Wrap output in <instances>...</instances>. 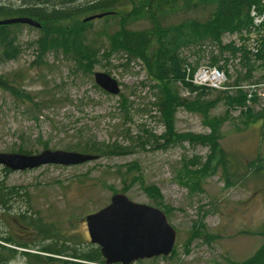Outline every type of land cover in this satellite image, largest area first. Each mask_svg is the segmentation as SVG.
<instances>
[{
	"label": "rangeland",
	"instance_id": "rangeland-1",
	"mask_svg": "<svg viewBox=\"0 0 264 264\" xmlns=\"http://www.w3.org/2000/svg\"><path fill=\"white\" fill-rule=\"evenodd\" d=\"M132 8L128 1L118 14L86 22L85 42L97 49L96 61L88 71L76 68L73 58L62 49L47 50L38 58L40 28L8 24L19 53L14 57L0 54V75L12 78L20 73L14 80L16 90L30 100H48L50 104L36 111L27 99L0 89V153H15L18 145L24 144L36 154L43 150L44 142L51 150L79 151L73 145L85 141L118 143L125 151L74 166L48 164L12 171L0 165V243L9 237L26 243L29 248L25 250L38 255L18 253L7 264L80 262L41 248L66 253L95 248L89 241L85 217L107 205L115 193L164 211L176 234L170 255L131 264H243L264 244V122L252 118L264 105V65L257 59L258 52L248 49L264 53V32L255 41L247 35L250 25L221 35L222 45L237 50L235 56L225 52L224 89L189 91L181 81L172 83L187 103L175 111L176 132L206 135L211 133L207 121L219 123L218 142L225 153V168L234 174L227 184L222 166L214 168L212 162L207 168L208 161L219 158L208 146L187 141L165 147L147 143L150 133L160 135L165 130L156 105L157 90L151 88L138 59L127 62L123 54L109 52L111 35L121 29L138 31L151 26L145 17L132 14ZM210 10L201 6L196 11L170 13L160 23L205 20ZM242 51L248 53L250 71L243 66ZM217 52L218 45L209 40L181 48L183 81L189 83L185 76L188 68L210 65L211 55ZM223 64L221 60L216 66ZM94 72L115 78L120 92L111 95L98 87ZM210 101L215 106L206 109L205 119L204 109L189 108L197 104L205 107ZM129 166L136 168L123 177L117 174ZM185 167L193 178H178ZM202 168L204 175L200 174ZM192 171L199 173L194 177ZM138 172L143 184L132 185V174ZM125 186L129 190L124 192ZM148 187L156 189L149 192Z\"/></svg>",
	"mask_w": 264,
	"mask_h": 264
},
{
	"label": "trees",
	"instance_id": "trees-1",
	"mask_svg": "<svg viewBox=\"0 0 264 264\" xmlns=\"http://www.w3.org/2000/svg\"><path fill=\"white\" fill-rule=\"evenodd\" d=\"M128 1L133 3L132 14L138 17H145L150 23L149 28L138 31L121 29L118 33L110 36L109 52L121 53L125 56L127 62L130 59H138L145 67L147 79L152 82L151 88L156 89V105L161 114V119L165 126V130L160 135L150 133L147 143L160 144L165 147L176 142L187 141L191 144H201L208 146L211 153L219 156L217 159H212L206 163L207 168L222 166L224 170L223 177L226 183L229 182L231 172L226 171L224 158L225 153L219 145L218 125L216 121H207L210 125V134H194L191 132L178 133L174 129V114L179 106L187 105L183 98H180L174 91L175 82H183V85L189 91L203 90L205 88L196 87L183 81V58L180 56V49L191 44L200 43L209 40L211 43L216 42L218 52L210 57V65H219L223 60V65L220 68H225L228 59L224 57L225 52H229L235 56L237 50L230 45H222L220 42L221 35L226 31H236L246 28L251 23L249 17L250 7L252 5L259 6L261 0H19V3H7L0 0V19L11 17H29L37 20L40 23L41 36L36 40L38 45V58L47 52V50L62 49L64 54L70 55L76 63V68L91 70L97 49L91 43H86L84 36V26L86 22L81 21L82 18L97 14L105 13L106 17L116 15L118 10ZM209 6V16L205 20L190 18L163 26L160 21L165 15L177 13L180 11H196L199 7ZM104 16V17H105ZM81 17V19H79ZM126 19V16H123ZM18 25V24H10ZM9 25H0V54L5 57H14L19 53L18 46L15 44V35L9 30ZM264 41V36H263ZM262 49V47H261ZM264 50V49H263ZM247 52L242 51L243 66L250 71L249 59ZM257 59L262 60L264 65V53L258 51ZM42 61V60H40ZM226 70V69H225ZM21 77L20 73L9 78L8 76L0 75V89L8 91L18 97L25 98L30 101L33 108L37 111L41 105L50 104L48 100L37 101L30 100L28 95L19 93L14 84V80ZM55 102V98H51ZM125 101V99H122ZM195 103V102H191ZM190 103V104H191ZM191 106V105H190ZM215 106L214 101L207 102L205 107L196 105L194 109H204V119L206 118V109ZM253 119L260 118L264 122V105L255 113ZM162 141V143H160ZM24 145V144H23ZM18 145L17 152L31 153V150ZM47 145L44 142V148ZM73 148L79 152L90 153L98 157L104 155H119L125 151V148L118 143L98 144L96 141H85L76 143ZM258 160V159H257ZM262 162V160H258ZM136 166H129L125 171H117L121 177L130 173ZM185 170L178 172V178H190L192 175L186 167ZM201 175L206 174L203 168L200 170ZM195 177L198 171H192ZM193 178V177H192ZM192 180V179H191ZM136 182L143 181L141 174H132V185ZM190 185V183H185ZM197 184L196 182L193 183ZM155 187L146 188L149 192H154ZM129 190L124 187L123 191ZM5 202V201H4ZM5 205V204H4ZM3 244L0 243V264H7L18 253L22 256H35L34 253L28 251H17V247L28 249L26 243L13 241L11 238H2ZM14 245V247H8ZM42 251H49L58 255L73 257L80 262L76 264H104V259L100 253L99 247L93 248L88 252H77L75 249L71 253H66L61 249H51L50 247L41 248ZM47 261L52 260V257H47ZM64 264H74L66 261ZM243 264H264V244L256 253Z\"/></svg>",
	"mask_w": 264,
	"mask_h": 264
},
{
	"label": "water",
	"instance_id": "water-1",
	"mask_svg": "<svg viewBox=\"0 0 264 264\" xmlns=\"http://www.w3.org/2000/svg\"><path fill=\"white\" fill-rule=\"evenodd\" d=\"M97 13L83 22L101 18ZM26 24L36 28L40 23L29 17L0 19V25ZM98 87L111 95L120 92L118 81L104 72H94ZM96 155L78 151L43 149L36 154L0 153V165L12 171L30 170L43 165L74 166L97 159ZM89 241L100 249L105 264H131L140 259L168 256L175 241V230L165 213L154 206L130 200L115 193L107 205L85 217Z\"/></svg>",
	"mask_w": 264,
	"mask_h": 264
},
{
	"label": "built area",
	"instance_id": "built-area-1",
	"mask_svg": "<svg viewBox=\"0 0 264 264\" xmlns=\"http://www.w3.org/2000/svg\"><path fill=\"white\" fill-rule=\"evenodd\" d=\"M250 16L252 19L253 28H257L264 23V9H257L254 6L250 10ZM253 40L255 41V36ZM256 51L254 48H250ZM187 79L190 83L196 86H205L213 89H222L226 81V77L222 71L215 67L202 66L199 67L192 75L188 76Z\"/></svg>",
	"mask_w": 264,
	"mask_h": 264
},
{
	"label": "flooded vegetation",
	"instance_id": "flooded-vegetation-1",
	"mask_svg": "<svg viewBox=\"0 0 264 264\" xmlns=\"http://www.w3.org/2000/svg\"><path fill=\"white\" fill-rule=\"evenodd\" d=\"M152 259V258H151Z\"/></svg>",
	"mask_w": 264,
	"mask_h": 264
}]
</instances>
